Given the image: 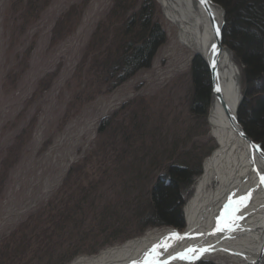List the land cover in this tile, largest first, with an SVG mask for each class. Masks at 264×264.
<instances>
[{"label": "rangeland", "instance_id": "obj_1", "mask_svg": "<svg viewBox=\"0 0 264 264\" xmlns=\"http://www.w3.org/2000/svg\"><path fill=\"white\" fill-rule=\"evenodd\" d=\"M119 1L0 0V264H67L162 227L139 230L150 187L174 164L197 170L192 182L214 147L210 86L195 110L194 60L169 48L155 0L164 42L117 80L125 20L142 3Z\"/></svg>", "mask_w": 264, "mask_h": 264}, {"label": "bare ground", "instance_id": "obj_2", "mask_svg": "<svg viewBox=\"0 0 264 264\" xmlns=\"http://www.w3.org/2000/svg\"><path fill=\"white\" fill-rule=\"evenodd\" d=\"M155 2L182 64L198 58L205 66L204 58L216 71L212 84L208 73L204 115L214 147L185 192L182 231L152 227L67 264H264V156L236 131L242 67L221 40L222 8L210 0Z\"/></svg>", "mask_w": 264, "mask_h": 264}, {"label": "trees", "instance_id": "obj_3", "mask_svg": "<svg viewBox=\"0 0 264 264\" xmlns=\"http://www.w3.org/2000/svg\"><path fill=\"white\" fill-rule=\"evenodd\" d=\"M225 11L222 41L233 50L242 65L243 100L238 118L246 133L264 150V0H212ZM121 0L119 1V5ZM156 13L154 0H142L138 11L125 20V47L116 62L117 80L121 81L139 69L148 67L165 36L159 23L152 20ZM194 82L192 105L201 109L208 100V71L202 61L192 62ZM197 170L188 165H169L149 189L147 208L141 216L140 229L145 225L184 227L182 191L187 188ZM68 208L63 222L74 221ZM71 214V215H69ZM108 215V213H102ZM119 229H113L117 233ZM105 232L102 229L101 233ZM102 243L103 244H107ZM79 250L67 253L70 259ZM73 257V256H72Z\"/></svg>", "mask_w": 264, "mask_h": 264}, {"label": "water", "instance_id": "obj_4", "mask_svg": "<svg viewBox=\"0 0 264 264\" xmlns=\"http://www.w3.org/2000/svg\"><path fill=\"white\" fill-rule=\"evenodd\" d=\"M212 1V0H210ZM214 2V1H212ZM215 3V2H214ZM217 4V3H216ZM219 5V4H217ZM220 6V5H219ZM221 7V6H220ZM222 8V7H221ZM222 11H223V16L225 15V11L224 9L222 8ZM224 25V23H223ZM223 27V26H222ZM221 40H222V30H221ZM223 42V41H222ZM224 44V43H223ZM203 62L205 63V67L207 68V71L211 77V84H212V81L214 80V76H217L216 74V71L214 70V67H212L210 65V63H208L206 61V59L203 58ZM214 88V86H213ZM218 88V86H215V90L213 89V93L212 94H215L214 92H216V89ZM243 100V94H242V97L240 99V102H239V105H238V108H237V115H235L234 119L235 121L240 125V126H236V131H237V134L239 135L240 138H242L243 140H245L247 142V145L249 146V148L251 150H253L254 152L256 153H261V155L264 156V150L262 149V147L256 142L254 141L247 133L246 131L244 130L243 126L241 125V123L239 122V118H238V110H239V106L241 104ZM181 211H183V209H181Z\"/></svg>", "mask_w": 264, "mask_h": 264}, {"label": "flooded vegetation", "instance_id": "obj_5", "mask_svg": "<svg viewBox=\"0 0 264 264\" xmlns=\"http://www.w3.org/2000/svg\"><path fill=\"white\" fill-rule=\"evenodd\" d=\"M100 226H101V227H100V229H99V233H101L102 229H105V228L102 226V224H101ZM108 241H109V240H107V238L102 240L103 243H106V242H108Z\"/></svg>", "mask_w": 264, "mask_h": 264}, {"label": "snow or ice", "instance_id": "obj_6", "mask_svg": "<svg viewBox=\"0 0 264 264\" xmlns=\"http://www.w3.org/2000/svg\"><path fill=\"white\" fill-rule=\"evenodd\" d=\"M262 179H264V178H262ZM192 251H194V250H192ZM180 258H182V259H183V258H186V257H184V256H181Z\"/></svg>", "mask_w": 264, "mask_h": 264}]
</instances>
